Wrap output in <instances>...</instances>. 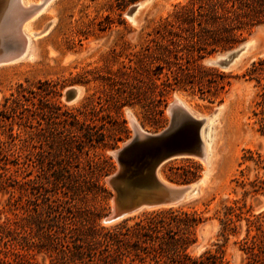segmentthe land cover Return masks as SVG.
<instances>
[{"label": "rangeland", "instance_id": "374dc122", "mask_svg": "<svg viewBox=\"0 0 264 264\" xmlns=\"http://www.w3.org/2000/svg\"><path fill=\"white\" fill-rule=\"evenodd\" d=\"M23 1V8L29 7L25 5L28 1L40 10L26 30L41 32L54 21L47 32L30 37L23 58L0 63V223L11 218L20 227L7 237L6 245L0 242V257L9 264H103L97 238L88 235L92 229L109 228L125 218L171 206L196 211L204 218L197 227L196 242L189 247L192 254H198L195 245L213 250L215 243L224 242L220 230L225 208L242 205L235 234L229 235L224 249L232 264L244 262L241 240L248 227L246 217L264 211V189L252 192L248 184L256 176L264 179V168L243 157L247 150L264 155V133L259 129V114H254L260 110L257 102L262 88L246 73L253 61L264 59V22L241 39L256 35L253 56L250 53L230 69L204 62L240 40L199 61L217 70L201 72L205 79H223L225 87H218L215 96L211 93L217 86L212 84L208 92L204 80L200 86L169 90L162 103L150 97L140 104L121 105L125 99L107 78L120 61H126L124 55H117L138 45L160 17L187 0H152L141 9L138 25L125 14L140 0H51L45 5L43 0ZM187 59L184 55L179 61L182 66L188 65ZM72 86L82 90L76 101L64 96ZM174 96L202 115L226 102L217 122H221L219 138L205 183L196 195L178 203L143 207L103 223L117 186L127 196L151 185L148 166L142 160L123 161L118 184L109 180L122 165L113 151L134 136L128 112L144 131L161 134L183 121L178 112L169 110ZM88 134L99 142L91 144L85 138ZM204 169L201 158L183 155L166 160L157 170L167 182L182 185L202 177ZM241 180L247 182L245 187Z\"/></svg>", "mask_w": 264, "mask_h": 264}, {"label": "trees", "instance_id": "16d2710c", "mask_svg": "<svg viewBox=\"0 0 264 264\" xmlns=\"http://www.w3.org/2000/svg\"><path fill=\"white\" fill-rule=\"evenodd\" d=\"M263 22L264 0H187L177 3L158 19L138 45L128 46L125 53L117 55H124L126 61H120L113 76L107 78L111 80V86H115L118 96L125 99L120 102L121 105L123 102L140 104L142 99L150 97L162 103L169 90L187 86L193 88L203 85L204 80L208 84V92L212 84L217 86L211 93L215 96L218 87H225L223 79L220 82L214 77L205 79L201 72L217 73V70L205 68L199 61L215 51L233 47L245 32ZM184 55L191 61L187 59L188 65L182 66L179 61ZM189 64L193 67L190 68ZM246 73L262 88L257 102L260 110L258 113L254 111V114H259V129L264 133V84L261 83L264 79V59L253 61ZM219 75L224 77L223 73ZM100 79L103 81L104 77ZM143 86L141 92L140 87ZM72 117L76 120V114ZM85 138L91 144L100 140L94 139L92 134L85 135ZM243 157L252 160L256 167L264 168V155L258 152L254 155L253 151L247 150ZM240 183L242 187L247 184L244 180ZM248 184L252 192L264 189V179L257 176ZM242 214V205L227 206L220 230L224 242L215 243V249L205 248L198 254H192L189 247L196 242L197 227L204 218L196 211L173 206L125 218L95 232L92 229L88 235L97 238L103 264H232L224 246L229 235L235 234V221ZM246 222V235L241 240V249L246 257L241 264H264V211L247 216ZM19 228L17 220L7 218L1 222L0 242L6 245L9 241L7 237L18 233ZM251 230L255 232L251 233ZM0 264L9 262L0 257Z\"/></svg>", "mask_w": 264, "mask_h": 264}, {"label": "water", "instance_id": "95a60500", "mask_svg": "<svg viewBox=\"0 0 264 264\" xmlns=\"http://www.w3.org/2000/svg\"><path fill=\"white\" fill-rule=\"evenodd\" d=\"M151 1L152 0H140L132 4L125 14L126 18L130 17L138 8H143L148 5ZM249 43L250 39L245 38L231 49L215 52L212 56L206 57L204 62L222 69H230L243 60L247 53V46ZM80 92V87L72 86L65 90L64 96L66 100L71 101L79 97ZM221 104L215 106L211 113L216 112ZM170 110L174 113L178 112L182 114L180 118L181 120L183 119V121L181 122L180 120L181 123L178 127H173L161 134L154 135L134 125V136L125 142L122 147L113 151V156L120 161L122 160V165L117 173L109 178L112 184H118L117 178L123 170L122 166L125 164L123 161L142 160L145 161L148 166L151 185L146 187V189H138L135 193L127 196L122 195L120 187L117 186L111 209L102 217L103 223L108 224L127 217L137 212L142 207H154L166 205V203H168V205L175 204L184 200L186 197H191L194 193L199 191L201 177L191 183L175 186L163 184L156 177L158 167L172 157L183 155L196 156L199 158L204 157L201 142L198 138L195 143L190 144L188 147L174 146V141L169 142V139L172 134L187 127H189V131H196L198 133L201 121L205 118L194 117L190 112L176 103H171Z\"/></svg>", "mask_w": 264, "mask_h": 264}, {"label": "bare ground", "instance_id": "6f19581e", "mask_svg": "<svg viewBox=\"0 0 264 264\" xmlns=\"http://www.w3.org/2000/svg\"><path fill=\"white\" fill-rule=\"evenodd\" d=\"M49 1L51 0H43V4L45 5ZM23 2H24L23 0H0V63H4V62L9 63V62H13V61L23 58L28 53L29 46H30V37L31 36L37 37V35L47 32L50 25L54 21L52 20L48 24H46L45 27L41 30V32L36 33L32 31L31 29L26 30L25 27L29 25L31 19L36 14H38V11L40 10H38L36 6L31 5V2H28V1L27 3H25L26 6H29L28 7L29 9L27 8L28 9L27 10L21 6ZM141 8L142 7L138 8L130 17H127V19L134 25H138L139 23ZM21 30L24 31L22 32L24 33V35L21 34ZM21 36L23 38L22 40H20L19 38ZM255 36L256 35L253 34L252 36L249 37L250 43L247 46V53L245 54V57L249 55L250 53L253 56V48L256 47L255 46V41H256ZM171 103H176L180 105L182 108L186 109L196 118H201V117L205 118L203 121H201L200 127L198 129V133L196 131H191V130L189 131L188 130L189 127H187V128L181 129L179 132H175L174 134L170 136V139H169V142L174 141V146H179V147H182V146L188 147L190 144L195 143L197 138L198 140H200L202 152L204 155V157L201 158V160L205 164V169L201 177V185H202L203 183H205L207 175L209 174V171H210L209 167L211 165L214 150L218 143V138H219V130H220L219 128H220L221 122L220 124L217 122L219 121L221 117V114L223 112L226 102L221 104L216 112L211 113V114H204V115L193 111L190 107L187 106V104H185V102L181 101L179 96H174V99L172 100ZM170 105H169V110H170ZM180 115L182 114L180 113ZM133 116L134 115L128 112V117L130 119L131 124L136 125V122ZM156 177L163 184L175 186L174 184L169 183L165 179H163L158 170L156 171ZM197 193H194V195H196ZM184 199H187V197ZM165 206H168V203H166ZM194 248L196 249L195 253H200L203 249L202 246L200 245H196V247L194 246ZM194 248H192L191 250L193 251Z\"/></svg>", "mask_w": 264, "mask_h": 264}]
</instances>
